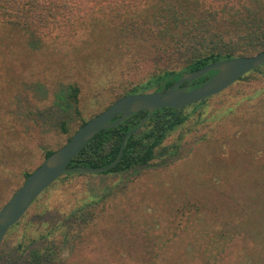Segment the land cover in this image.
I'll return each instance as SVG.
<instances>
[{"label": "rangeland", "instance_id": "374dc122", "mask_svg": "<svg viewBox=\"0 0 264 264\" xmlns=\"http://www.w3.org/2000/svg\"><path fill=\"white\" fill-rule=\"evenodd\" d=\"M85 25L60 39L45 40L20 27L0 29V111L16 131L7 141H13L16 151L8 156L20 155L2 165L5 170L0 168V206L19 186L23 172L42 161L44 150L65 143L78 126L74 106L66 122L70 132L53 129L56 123L48 119L58 113L60 87L80 85L81 116L88 119L110 102L114 89L140 77L134 63L138 55L131 58L126 53L120 58L116 46L108 45L104 26L96 28L88 21ZM262 109L264 74L254 73L207 98L201 109L186 107V113H192L189 120L166 140L179 141L177 155L145 169L83 173L52 184L6 236L0 264H24L32 247L48 241L58 242L62 259L54 264H131L128 240H137V250L131 254L137 256L147 245L146 231L158 241L169 225L176 232L175 250L169 252L173 264L185 261L187 255L191 264H213L216 255L217 264H223L227 255L233 256L231 264H239L240 253L244 264H264V128L251 132L249 120ZM99 198V203H113L123 218L104 233L112 240L105 254L91 237L79 248L64 237L73 224L67 218L72 208ZM131 222L134 225L129 226ZM216 240L222 252L213 250ZM120 243L127 248L117 253ZM116 255L125 260L118 262Z\"/></svg>", "mask_w": 264, "mask_h": 264}, {"label": "trees", "instance_id": "16d2710c", "mask_svg": "<svg viewBox=\"0 0 264 264\" xmlns=\"http://www.w3.org/2000/svg\"><path fill=\"white\" fill-rule=\"evenodd\" d=\"M87 21L93 23L90 26L98 28L101 24L106 28L103 35L111 48L115 45L119 50L118 56L126 53L128 55L131 53L129 55L131 58L134 55L139 56L134 58V63L137 62L136 76L140 77L132 84L120 85L114 89L110 102L88 119L81 116L80 85L74 82L60 87V92L57 93L60 105L58 113L48 115L50 123H56L53 129L60 128L62 132H70L66 122L71 116L73 106L80 116L78 126L69 133L67 141L90 118L125 94L166 90L188 71L200 69L226 58L255 55L264 50V0H0V29L4 25L20 27L38 36V40L60 39L70 35V30H75L76 27L87 26L85 25ZM261 68L262 66L250 71L241 79L249 78L254 73L264 74ZM217 72V69L212 70L195 79L191 82L190 88L202 85ZM206 100L193 104L194 111L201 109ZM201 112L199 117L202 116ZM149 113L148 110H141L118 126L97 133L72 160L70 166L99 168L112 164L119 155L125 135L135 129ZM191 114L186 113V107L181 111L173 107L154 111L145 125L129 136L120 162L104 173L119 174L145 169L177 155L179 141L166 143V140L174 131L186 124ZM118 117L120 115L115 119ZM249 120L254 127L251 132L264 128V109ZM9 135H16V131L13 123L11 125L0 111V168L4 170L2 165L6 167L13 157H20V155L8 156L10 151H16L13 141L7 142ZM65 143L56 148H46L42 161ZM41 162L23 172L19 186L13 189L7 200H3L0 209ZM83 173L85 172H70L58 178L51 187L63 178ZM51 187L46 191L51 190ZM40 199L41 196L35 202ZM100 199L85 201L79 207L72 208L67 218L73 221V224L69 226L70 230H66L64 237L67 241L73 242V247L78 246V248L80 242L85 244L91 237L96 248L103 254V251H109L108 246H112V240L104 237L103 235L108 237L104 233L116 228L117 223H123V218L121 211L113 203L102 204L99 203ZM77 204L78 202L74 205ZM125 216L131 219L130 215ZM114 220L116 224L113 223ZM19 223L20 221L9 233ZM132 225L133 222L129 224ZM57 229L59 225L52 230ZM75 230L76 232L73 233L72 231ZM146 233L144 242L147 245L144 244L145 247L137 256L131 255L133 249L137 250V240H128L130 263L139 261L140 264H173V257L169 252L175 250L176 246L173 247L175 243L173 237L176 233L174 228L169 225L160 232L158 241H154L148 231ZM48 234H51V231L42 236ZM122 235L120 238L124 240L125 237ZM223 240L225 244L227 242L225 236ZM120 245L122 249L115 250L117 253L124 252L127 248L123 243ZM117 246L118 243L116 248ZM85 249L82 248L83 251H86ZM217 249L223 251L216 240L213 250L217 251ZM185 252L179 251V253ZM185 257V261L178 264H191L186 262L189 260L188 255ZM216 257L217 255L214 256L213 264H217L220 260ZM25 258L24 264H54L57 259H62L58 253V242L55 241H48L44 245L37 244L28 251ZM115 258L118 262L125 260L119 255ZM224 260L223 264H231L233 256L227 255ZM238 261L239 264H244L241 253Z\"/></svg>", "mask_w": 264, "mask_h": 264}, {"label": "water", "instance_id": "95a60500", "mask_svg": "<svg viewBox=\"0 0 264 264\" xmlns=\"http://www.w3.org/2000/svg\"><path fill=\"white\" fill-rule=\"evenodd\" d=\"M262 65H264V50L255 55L226 58L200 69L188 71L166 90L128 93L117 99L78 128L63 146L48 155L2 206L0 209V247L11 228L25 216L36 199L58 178L75 171L105 172L116 166L123 156L129 136L141 129L154 111L164 107H173L181 111L189 105L220 94L244 75ZM216 69L218 72L205 83L190 88L192 81ZM184 83L186 84L183 86ZM141 110H148L150 113L142 119L135 129L125 135L119 155L112 164L99 168L70 166L72 160L97 133L118 126L128 117ZM118 115L120 117L115 119Z\"/></svg>", "mask_w": 264, "mask_h": 264}]
</instances>
